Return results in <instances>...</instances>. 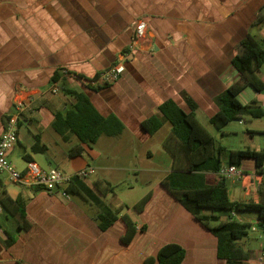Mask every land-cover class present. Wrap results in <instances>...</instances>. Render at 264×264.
Masks as SVG:
<instances>
[{"label":"crops","instance_id":"crops-1","mask_svg":"<svg viewBox=\"0 0 264 264\" xmlns=\"http://www.w3.org/2000/svg\"><path fill=\"white\" fill-rule=\"evenodd\" d=\"M262 6L264 0H0V137L5 127L3 117L13 106L22 104L25 115L9 162H18L15 152L21 147L42 170L52 169V163L46 165L40 154L30 152L34 128L47 147L46 153L51 146L56 149L52 160L63 166L61 173L94 170L85 178L91 189L96 181L113 184L109 176L120 171H132L139 177L140 170L114 166L112 162L132 160L135 144L145 147L160 132L150 136L141 123L158 115L165 101L172 100L188 112L183 93L197 105L195 116L203 115L209 122L218 110L215 99L238 77L231 65L234 46L248 32L264 43V24L251 27ZM136 19L146 23L150 43L134 51L116 82L97 89L71 77H60L64 69L92 80L116 64L130 44ZM56 71L60 75L58 91L52 95L50 81ZM259 77L264 82V65ZM247 89L239 101L248 104L256 100L264 108V90L256 93ZM69 91L84 93L102 117L116 116L124 126L123 132L117 137H100L91 147L82 145L81 156L68 158L67 148L77 140L71 137L63 142L51 123L55 113L75 102ZM22 127L28 133L21 134ZM49 129L54 135L44 136ZM168 133L169 126L160 146L154 152L144 151L149 163L164 168V175L142 196L149 194L150 199L140 213L133 209L139 200L118 214L124 206L121 199H110L109 194L102 197L94 191L117 216L105 231L93 218L95 209L82 197L66 198L58 191L20 186L0 174V191L12 200L23 199L30 224L27 230L19 229L16 217L0 209V264H146L149 259L157 264L155 257L167 244L183 248L181 264H225L217 257L216 238L160 186L171 172L172 158L161 147ZM25 167L14 168L22 171ZM245 168L252 171L247 164ZM144 173L156 171L147 169ZM239 183L243 193L239 201L256 202L258 186L251 187L249 182L246 195V188ZM233 193L228 190L230 200ZM123 215L135 225L127 244L122 242L126 232ZM245 220L255 223L252 216ZM5 232L13 238L9 247L4 244ZM262 247L264 242L248 250L243 247L248 259L242 264H262Z\"/></svg>","mask_w":264,"mask_h":264},{"label":"trees","instance_id":"trees-1","mask_svg":"<svg viewBox=\"0 0 264 264\" xmlns=\"http://www.w3.org/2000/svg\"><path fill=\"white\" fill-rule=\"evenodd\" d=\"M264 24V6L255 14L251 27L255 28ZM231 65L238 74L236 81L227 87L216 99L217 112L209 118V123L217 130L227 124L243 121V118L257 119L264 117V108L252 100L248 104L239 101L241 93L251 88L256 93L264 90V82L259 77V71L264 65V43L249 32L234 46V55ZM56 71L51 78V84L56 83L60 77H65L64 69ZM75 80L91 82L68 73ZM87 87H94L85 85ZM109 84L100 83L96 88L108 87ZM72 95L75 102L62 112L53 116L51 129L57 133L63 142H69L71 137L77 144L70 147L66 155L68 158L81 156L84 149L82 145L91 147L100 137H117L123 130V124L114 115L102 117L92 106L88 97L81 92H67ZM182 98L189 111L185 112L172 100L165 101L159 108V114L150 117L141 123V128L150 136L156 134L165 125L169 126V133L161 143L165 153L172 158L171 172L161 181L160 186L166 190L179 204H181L207 231L217 240V257L225 264H242L248 259V252L243 249L240 241L248 235V230L256 228L264 232V183L257 188L258 200L233 201L230 200L225 178L218 175L225 165L241 168L245 174L251 170L246 169V164H252L256 173H262L264 166V151L255 150H227L217 146L213 136L201 125L195 116L197 105L185 93ZM34 109V108H32ZM15 112V106L9 115L4 116L6 124ZM23 111L19 113L17 131L24 120ZM244 122V121H243ZM34 143L30 147L31 154H45L47 147L41 143L40 135H33ZM23 160L31 161L30 155H24ZM93 188L85 183V178L73 175L65 187V193L78 195L95 209L94 220L101 231L113 225L117 216L105 206L102 197L113 193V186L105 181H96ZM150 195L142 197L133 207L140 213ZM24 201L21 197L12 200L4 191H0V209L9 216L16 217L19 229L27 230L30 227L26 219ZM217 211L226 212V218H221ZM252 216L254 225L245 219ZM126 226L122 242L127 244L135 233V225L128 216H121ZM5 247L13 243L12 236L5 232ZM185 252L177 244H167L157 253V264H181ZM153 259L146 261L152 264Z\"/></svg>","mask_w":264,"mask_h":264},{"label":"rangeland","instance_id":"rangeland-1","mask_svg":"<svg viewBox=\"0 0 264 264\" xmlns=\"http://www.w3.org/2000/svg\"><path fill=\"white\" fill-rule=\"evenodd\" d=\"M196 118L201 123V125L213 136L217 146H222L227 150L232 151L246 149L264 151V132H260L261 130H264V117L257 119H249L245 117L243 118L244 122L233 121L227 124L221 130H217L213 126H211L208 122V118L203 115L198 114ZM167 128L168 125L161 129L160 132L157 133V135L150 142H148V144L145 146L146 148L144 146H142L141 148L140 146L135 144V147L132 150L135 158H133L132 160H128L125 162H112L114 166L122 165L123 167L141 171L139 177H137L136 173L132 171H120L118 172V174L114 173L113 176L109 174V179L113 183L111 184L113 186V193L109 194L110 199L115 196L116 198L121 199L124 203L121 211L117 212L118 214L126 211L127 208H132L133 203L142 198L147 189L150 188V185H154L163 177L164 168L158 165L156 162L149 163L144 158V151L147 149L151 152H154L160 146V138L164 135ZM31 130L34 134L38 132L34 128ZM50 130L51 129L45 131L44 136H47L48 134L54 135L53 131ZM251 130H254V132H251ZM20 133H28L26 127H22ZM51 148L52 149H50L48 153L40 154L38 156L43 159V162L46 165L50 162L52 163V168L62 170L63 166L60 163L53 162L52 155L54 154V151H56V149L52 146ZM68 149L69 148H67V150ZM24 154L25 151L21 147H17L15 156L17 157L18 162L12 163L13 166L17 168V170L21 169L20 167L26 166V162L21 158ZM247 165L252 167V171H254L252 164ZM147 169H154L156 173H144V170ZM46 171H48V169ZM252 171H250L249 173H251ZM89 181H91L90 178ZM226 184L229 191H234V193L231 194V198L235 201H239L240 195L243 194L242 191H240L241 185L239 181L227 179ZM116 209L118 211L119 207ZM216 214L220 215L223 219L226 218L227 215L226 212L220 211H217ZM9 224H12V221ZM252 225H254V223H252ZM262 242H264V240H261L259 238L258 231H253L251 229L248 230V235L243 237V239L240 241V243L243 244V247L246 250L254 248Z\"/></svg>","mask_w":264,"mask_h":264},{"label":"built area","instance_id":"built-area-1","mask_svg":"<svg viewBox=\"0 0 264 264\" xmlns=\"http://www.w3.org/2000/svg\"><path fill=\"white\" fill-rule=\"evenodd\" d=\"M149 43L146 23L141 19H136L132 24L130 44L126 52L121 55L119 61L106 71L102 72L96 80H92L91 82L82 80L80 83L90 86H96L100 83L111 85L124 73V64L132 58L134 51L139 48L140 45H148ZM63 73L65 77L74 78L66 72ZM57 91L58 88L56 83L51 84L49 92L53 95L56 94ZM23 109L22 104L15 105V112L7 120L3 133L0 137V174H6L11 183L28 188H42L49 193L58 191L62 196L69 198L64 190L71 177L75 175L80 178H86L88 175L94 174V170L92 168L77 171L73 175H66L54 168L48 171L42 170L35 162H27L24 170L17 171L9 162L8 156L18 143L16 136L17 120L19 113L22 112ZM218 175L225 179L237 180L241 182L243 188H246V195L248 194L247 192H249V182L251 187L256 186V188L261 183H264V171H262V173L254 172L249 175L245 174L236 166L225 165L221 168ZM245 180H247L246 185L243 184ZM252 229L253 231L256 230V228ZM261 238L264 240V232H261ZM259 260L262 264H264V247H262Z\"/></svg>","mask_w":264,"mask_h":264}]
</instances>
